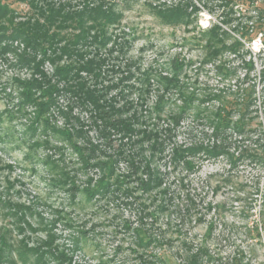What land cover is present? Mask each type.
<instances>
[{"label":"rangeland","instance_id":"1","mask_svg":"<svg viewBox=\"0 0 264 264\" xmlns=\"http://www.w3.org/2000/svg\"><path fill=\"white\" fill-rule=\"evenodd\" d=\"M9 1L14 20L32 13L28 3ZM101 1L89 0V6ZM104 1L113 3L120 14L106 28L110 40L105 45L77 44L75 49L84 52L83 57L60 53L65 42L49 49L41 70L57 87L55 101L44 114L49 124L39 122L36 133L31 128L36 106L21 104L22 88L15 80L41 78L42 74L19 61V54L27 51L23 40L7 36L0 42L7 48L0 52V166H4L0 169V228H6L15 242L28 238L30 246L53 235L54 244L67 250L74 264H142L143 253L162 257L163 261L153 258L154 264H186L198 246L208 252L203 264H264V163L251 160L246 153L235 164L231 161L246 148L262 149L260 144H264V0H191L198 9L189 7V12L193 10L190 23H172L155 13L154 7L179 0ZM72 2L82 7L85 0ZM2 24L1 28L11 27L6 20ZM215 24L227 32L221 30L227 47L217 54L206 46L203 35ZM236 39L242 43L238 50L233 49ZM89 58L105 60L100 77L74 67L65 69L66 76L57 73L59 67L70 68ZM177 59L183 63L178 73L182 91L178 87L166 90L160 76L171 77ZM80 76L99 94L100 89L107 91L106 98H114L117 105L132 100L137 109L152 108L165 96L160 119L153 113L136 124L158 127L163 134L168 126L175 129L162 155L154 159L164 172V183L175 192L169 211L160 212L157 220L153 216L158 204L152 197L155 191L136 189L134 197H127L114 186L108 194H95L91 200L83 191L90 179V185H96L104 170L99 165L84 167L73 144L54 130L83 128L85 134L76 137L77 143L99 144L90 162L113 156L118 174L131 170L120 153L126 147L139 150L140 144L123 146L121 134L111 128L103 134L106 127L95 117V104L75 94ZM247 93H252V100L243 117ZM186 104L175 124L172 114ZM218 108L223 115L224 108H232L227 117L232 122L245 120L247 113L245 131L239 133L229 125L216 135L212 115ZM193 144L217 145L221 153L207 155L202 149L190 156L197 162L195 169L189 170L182 160L174 166V147ZM57 164L71 173L73 183L61 185ZM131 182L138 186L136 180ZM74 184L79 189H72ZM176 204L191 207L190 215L181 217L174 211ZM136 229L159 241L139 246ZM30 258L27 264L36 260ZM47 260L57 264L50 255Z\"/></svg>","mask_w":264,"mask_h":264},{"label":"trees","instance_id":"2","mask_svg":"<svg viewBox=\"0 0 264 264\" xmlns=\"http://www.w3.org/2000/svg\"><path fill=\"white\" fill-rule=\"evenodd\" d=\"M17 1L28 3L32 13L24 16L23 20L16 21L14 20L15 17L12 3H10L9 0H0V42L7 36L23 40L27 51L23 54H19V61L24 65L32 66L34 71H38V73L40 72L42 74L40 75L41 78L33 77L29 80H15L19 87L22 88L21 92L23 100L21 104L30 103L36 106V116L31 127L33 132H35L38 128L36 125L39 122L42 121L45 125L49 124L48 119L47 117H44V114L49 111L48 109L50 108V103L55 101L54 92L57 87L50 82L46 73L41 70L42 63H44V61L49 57V49L53 51V47L55 45L59 42H65L66 44L63 47H60V53H76L77 57L79 55L83 57L82 54L84 52H79L78 49H75V46L80 43H84L86 45L89 43L93 45H105L110 40V36L107 35L106 28L109 23L116 21L120 14L115 11L113 3L108 5L104 0H102L97 6H89V0H85L82 7L79 6L81 4H75L72 2L74 0ZM191 3L192 1L182 2V0H179L171 6L159 5L154 7V9L155 13L169 22L190 23L192 22L193 10L189 12V7L194 5L193 9H198L195 8L197 7L195 4ZM5 20L10 22V28L7 26L5 29L1 28L3 27L2 21ZM65 29H71L74 31L66 35L62 33ZM221 30L222 27L215 24L210 29L203 31V35L207 41L206 46L210 49V51L214 52V54L221 52V49L227 47L223 39L220 37V35H222ZM75 31L78 32L76 33ZM92 31H94L93 34H91ZM223 32L227 33L225 30ZM241 45L242 43L236 39L235 44H233V49L238 50ZM3 46L4 45L1 44L0 52L7 49ZM39 55H41V59L38 61L37 57ZM104 61L105 60L101 58L100 60L89 58L84 63L77 62L72 64L70 68H66L68 66L59 67L57 68V73L59 75L65 74L64 76H66L68 71L65 69L71 70L74 67L80 69H78V72L81 70L88 71L94 73L96 77H100L104 70ZM175 62L173 75L171 77L160 76V78L166 82V90L171 87H178L180 91H182L178 73L180 72L183 63L178 59ZM246 65L251 67L252 63L247 62ZM80 77V80L75 86V94L79 95V98H85L95 104L97 110L95 117L101 119L102 123H104L106 127L105 130L103 129V134H105L108 128H111L113 131H117L121 134L123 146L126 147L128 144L135 146V143L140 144L138 148L139 150L136 151L130 149L127 150V147L125 148V151L121 150L124 151L120 153L121 158L128 161L131 165V170L127 173L118 174L115 166L116 160L113 156H109L106 158L107 160H99L98 162L93 163L90 162L92 157L96 158L99 144L93 143V141L88 142L86 145L78 144L76 137L83 136V134H85L83 128L74 130L72 128L65 127L63 129L54 130L58 131L62 137L73 144L74 149L81 157L84 167L87 168L91 165H99L104 170L103 177L99 180V182L96 183V185L91 186L90 179L88 182L89 186L85 187L83 191L86 193L87 197L90 198V200L94 198L95 194H100L102 196L108 194L114 186L117 187L118 190L122 189L124 195L127 197H134L136 189H140V191L142 190V192L150 194L155 191L152 197L155 202H158V204L157 211L153 213V216L157 220L160 212L163 213L165 211H169V206L172 204L175 192L171 193L170 187L164 183V172L160 170L158 164H154V159L157 158L158 154L162 155L166 142L167 140L173 138L175 129L168 126L164 129L167 133L163 134L164 132L162 129H159L158 127H137L136 124L145 121L144 117H152L153 113H156V117L160 119L159 113L166 104L165 96L161 95L158 102L152 108L147 107L143 109L142 105V108L140 107L137 109L132 100H126L123 104L117 105V103L113 102L114 98H109L110 100L106 98L107 91L104 92L103 89H100L102 94H99L95 91V89H91V87L87 85V82L82 76ZM106 87L108 88V86ZM38 90L39 94L37 95ZM142 92L141 100L144 102L145 92L144 90H142ZM189 99H191V96ZM250 100H252V93L249 94L246 98V102L244 103V110L242 111L243 117H245V111L247 112L249 110ZM107 102L110 104L107 105ZM236 105L241 104L237 103ZM186 107L187 104L183 106V108H180L178 113L172 114V119L175 124L179 123V119ZM232 108H224V111L226 110L225 115H223L222 110H219L218 108L212 115L213 120L216 119L214 122V133L216 135L222 132V130L229 125H232L239 133H243L245 131L248 112L246 113L245 120L243 118L239 119L237 122H232L229 118H227L228 113L232 110ZM129 111H131L130 114H128ZM111 135L112 134H110V136ZM260 145L263 149L264 144L261 143ZM202 149L207 155H217L221 153V147L217 145L204 146V144H193L187 147H183L181 145L175 146V157H172L174 166L178 165L180 163L179 161L182 160L189 170L195 169L198 166L197 162L190 156H193L196 152H199ZM262 149L246 148L243 152L238 154V157L232 156L231 161L235 164L238 159L244 158L243 156L245 155L243 153H246V156L250 157L251 160L264 163V151ZM47 164L51 165L52 162ZM7 167L10 168V165ZM55 167L59 168L60 166L57 164ZM2 168H4V166H0V169ZM60 169L61 172L59 174V182L61 185H66L69 182L73 183L74 178L70 175L71 173L63 167H60ZM133 180L137 181L138 186L130 185ZM72 189H79V186L74 184ZM0 196H2V191H0ZM134 199L137 198L135 197ZM174 211L178 212L181 217H187L190 215L191 207L188 206L185 208V206H181V204H176V209ZM16 216H18V214ZM126 227H128L127 224ZM136 231V240L139 246L149 247L154 241H159L158 237H153L143 230L136 229ZM53 238V235H49L48 239L42 241L38 245L30 246L29 243H27L28 238L15 242L8 236V230L6 228H0V264H27L29 263L31 256L36 257L33 264H50L48 263L47 255H50L51 258L55 259L57 264H74L72 256L68 253V251L60 249L59 246H56ZM191 247L192 246L187 245L189 250H191ZM205 254H208V252L202 248V246H198L196 251L191 252L187 256L186 264H203V255ZM153 258H155V260L157 258L158 261H163L162 257L156 254L150 256L143 253L140 255L142 264H154Z\"/></svg>","mask_w":264,"mask_h":264},{"label":"bare ground","instance_id":"3","mask_svg":"<svg viewBox=\"0 0 264 264\" xmlns=\"http://www.w3.org/2000/svg\"><path fill=\"white\" fill-rule=\"evenodd\" d=\"M200 167V166H199Z\"/></svg>","mask_w":264,"mask_h":264}]
</instances>
